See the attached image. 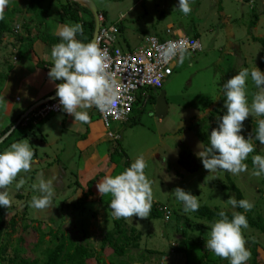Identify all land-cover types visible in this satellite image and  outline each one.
I'll use <instances>...</instances> for the list:
<instances>
[{
  "label": "rangeland",
  "instance_id": "1",
  "mask_svg": "<svg viewBox=\"0 0 264 264\" xmlns=\"http://www.w3.org/2000/svg\"><path fill=\"white\" fill-rule=\"evenodd\" d=\"M10 1H16L24 13L27 0ZM93 1L100 12L106 14L108 25L118 23L120 16L124 15L121 23L124 33L118 40L119 45L125 49H128V46L132 50L140 47L143 44L142 41H138L141 33L145 36L158 35L164 41L169 40L171 35L162 36L169 24L172 25L174 36L181 37L184 31L191 37L198 34L202 45V52L197 55L186 54L183 62L180 60L175 62L173 75L165 81L163 89L158 92V94L161 91L166 92L168 112L164 119L157 117L156 104H150L144 97L135 106L129 123H111L107 130L113 137L105 136L100 140L103 151H111L112 147H117L124 152L120 167L127 161L133 163L138 156L143 155L147 164L144 172L152 182L153 204L164 208V213L156 219H150L149 216L147 219L135 216L125 219L127 228L135 229L141 236L139 249H131L123 258L114 256L111 250L107 249L103 255L105 262L188 264L187 257L178 255L174 250L184 239L183 235L194 242L203 239L206 244L212 224L195 219L192 212L183 211V204L171 194L176 187L198 197L200 206L232 213L236 208L233 209L225 202L234 194L222 188L228 185L226 175L229 174L242 191L244 199L254 205L251 209L253 214H262L264 217V177L252 176L253 169L247 162L254 155L264 156V145L254 143L255 151L244 161L248 165V171L239 175H232L223 170L209 173L205 169L190 174L178 163L181 151H188L198 157V152L204 150L202 137L205 133L209 137L210 129L205 123L201 124V120L207 118L217 108L219 113L214 122L218 125L219 118L226 114L223 85L244 68L250 73L257 67L264 73V67L261 65L264 60V49L260 43L253 41V38L264 39V0H189L192 11L187 19L184 18L185 14L178 10V0ZM56 4L58 7L59 2L56 1ZM57 7L53 6L49 14L54 15ZM222 11L226 16H231L228 24ZM26 17L28 15H18L12 28L19 25L21 33ZM255 17L259 18L258 23L252 25ZM39 21H42L41 18ZM44 23L52 25V18L50 22L48 18L45 19ZM6 41L8 46L12 45L13 40L10 42L9 37H6ZM28 43L24 45L27 46ZM9 50L10 53L6 50L5 55L4 51L1 52L0 66L5 65L9 54L15 53L14 48L10 47ZM6 72V67L0 68V74ZM257 91L249 75L246 81L249 105ZM62 116V114L50 116L38 122L33 130L26 128L24 132L15 134L14 138L18 139L15 142L24 139L29 141L34 157L31 171L20 173L16 181L7 188L12 209L7 221V230L8 233L12 232L9 221L15 217L18 224L17 232L12 235V242L16 243L23 237L26 246L34 247L40 239L36 230L40 227L47 233L50 227L57 228L56 222L63 227L67 236L89 244L99 252L105 234L113 231L117 219L108 206L112 199L111 195L106 198L103 196L101 201L96 185L106 175H111L116 166L107 159L108 154L105 155L103 152V158H106L104 160L102 155L94 152L95 150L88 151L87 148L85 150L83 141L60 128ZM262 118L264 117L250 116L244 121V129L240 134L245 139L249 134H254V123ZM0 119V122L5 120L4 116L3 118L0 116ZM10 143L3 147V151L14 142ZM36 161L39 163L36 164ZM82 168L84 170H81ZM41 172L45 180L52 181L54 196L49 208L36 210L30 207V202L33 195L38 196L40 193L33 191L31 185L37 182V176ZM20 178L26 179L27 183L17 189L15 185ZM91 180L95 183L92 187V196H89L88 202L84 205L86 212L83 214L74 212L69 208V204L84 199ZM76 181L79 182V187ZM18 195H22L23 198H19ZM24 213L27 215L26 221H23ZM24 225L29 226L26 232ZM242 231L246 248L251 251V255L257 252L259 260L264 264V235L250 228ZM49 238L47 235L45 240ZM204 248L207 249L205 245ZM219 260L221 264H230L229 260L222 258ZM89 264L98 263L91 260Z\"/></svg>",
  "mask_w": 264,
  "mask_h": 264
},
{
  "label": "clouds",
  "instance_id": "2",
  "mask_svg": "<svg viewBox=\"0 0 264 264\" xmlns=\"http://www.w3.org/2000/svg\"><path fill=\"white\" fill-rule=\"evenodd\" d=\"M9 3L10 0H0V20L4 19V12ZM178 10L185 15L190 14L192 8L189 0H178ZM56 28L61 42L52 47L53 66L48 76L53 82L63 81L56 85V95L63 111L73 116L75 122L88 123V109L95 106L100 111H108L118 100L115 81L107 70L108 53L95 42L83 43L76 39L78 34L83 35L84 28L80 23L57 24ZM175 48V44H170L166 55H175ZM184 51L181 46L180 62H183ZM249 75L258 89L250 105L246 93ZM222 89L226 97V114L219 118L218 128L211 131L208 139L210 146L200 150L197 155L203 168L209 173L223 170L232 175H239L248 171V165L244 161L255 151L253 141L264 145V118L257 121L254 134H249L247 139L240 134L244 129V121L250 116L264 117V73L257 67L250 73L244 68L230 78ZM0 102H5L4 98ZM33 157L34 152L27 139L12 143L0 153V189L4 190L0 191V207H11L7 188L16 181L20 173L31 171ZM252 164V176L259 178L264 175V156H252ZM146 167L143 155L138 156L122 173L115 176L106 175L96 185L101 196L111 195L109 208L116 219L134 216L147 219L150 215L153 191L152 182L144 172ZM26 183V179L20 178L15 186L20 189ZM31 188L40 195L32 196L30 207L36 210L49 208L54 196L52 181L45 180L41 172ZM171 194L183 204L185 213L199 210L198 197L191 192L176 187ZM225 203L233 209L242 208L245 212L254 207L249 200L238 201L234 196H230ZM218 216L219 219L212 224L205 247L215 256L229 260L230 264H247L251 251L246 248L242 231L249 228L246 216L233 211L230 220L223 210L218 212Z\"/></svg>",
  "mask_w": 264,
  "mask_h": 264
},
{
  "label": "trees",
  "instance_id": "3",
  "mask_svg": "<svg viewBox=\"0 0 264 264\" xmlns=\"http://www.w3.org/2000/svg\"><path fill=\"white\" fill-rule=\"evenodd\" d=\"M56 1L59 2L58 7ZM53 6L57 7L59 20L62 23H78L80 20V15L83 12L91 15L88 9L80 6L78 3L70 2L68 0H65L64 2H62L61 0H27V6L24 13L19 8V4L16 1H10L4 12V19L0 20V50L5 45L6 37L13 39V42L11 43L12 47L17 48L18 46H24L23 44L31 40L34 28H37V32L39 33L40 37H45V34H43L44 31H41V26L42 29H44L43 20L47 18ZM99 13L103 16L104 19L106 18V14L104 12ZM22 14L28 15V17L24 18L25 21L21 27V33L16 34L14 27L12 28V25L14 24L16 17ZM40 18H42V21L38 22V19ZM258 20L259 18L255 17V21L252 23V25H256V23H258ZM89 27L91 32H93L94 20L91 21ZM119 29L120 31L124 29L121 26V23L119 24ZM46 37L50 39V37ZM195 37L198 38V35H196ZM253 41L260 43L264 49V39L253 38ZM4 64L5 65L0 66V68H3V66L6 67L7 72L6 74H0L1 86L8 78V73L12 68L11 66H8L7 63ZM261 65L262 67H264V60ZM1 88L2 87H0V89ZM154 91H156V93H154ZM158 91L148 89L142 92L138 96L137 103L143 100L144 94H149V103L156 104V99L159 95ZM218 113L219 110L215 108L214 112H212L207 118H203V120H201V124L205 123L206 126H209L210 134L213 129L218 128V125L214 122V119ZM131 120L132 118L130 119V121ZM24 122L27 123L26 126H24ZM33 122V120H30V115L25 118V120H23L18 125L14 132L2 144H0V153L3 152L4 146L8 145L10 142L12 143L18 140L14 138L16 133L24 132L26 128L33 130V128L35 127ZM15 124L16 123L10 126L6 131L2 132L0 134V139L6 133H8ZM256 127L257 123H254V130ZM208 139V134H203L202 141L204 150L210 146ZM254 143L257 145L259 144L258 141H254ZM111 151L112 152L109 155V159L110 162L116 166L111 175L115 176L122 173L126 168L130 167L131 163L127 161L122 165V167H120L119 163L123 159V155L121 153L122 150L117 147H112ZM247 162L253 169L252 158H250ZM178 163L186 172L190 174L197 173L201 169H204L201 160L196 155L188 151L180 152V154L178 155ZM119 167L120 170L118 171ZM226 176L228 178V185L223 186L222 188L229 192H232L234 194V197L238 201L244 199L242 191L232 181L230 175L227 174ZM262 176L264 177V175ZM75 183H77L76 185L78 187L80 186L78 181H76ZM94 183V180L89 181L88 192L85 195L84 199H79L78 201L69 204V208H71L74 212H80L81 214L86 212L84 210V205L86 202H88L87 199L89 198V196H92V187L94 186ZM107 196L108 195H104V198H106ZM18 197L23 198L22 195H18ZM102 199L103 196L100 197L101 201ZM219 211L221 210H212L208 207L200 206L199 210L196 212H192V214L195 219L205 220L208 223L213 224L216 220L219 219ZM236 212H240L246 216L250 229L264 235V217L262 214H253L252 210L245 212L244 209L239 207L236 208ZM11 213V207L7 209L4 207H0V264H89L91 260H96L98 264H107L103 258V255L107 249H110L113 255L119 258L125 257L131 249H139L141 236L136 232L135 229L127 228L124 218L117 219L115 221L113 231L107 232L105 234L99 252L92 248L89 244L75 241L69 235L67 236L63 231V227L59 224H56V222L55 225H57V228L52 229L50 227L47 233L43 232L40 227L38 228V230L35 229L39 233L40 239L38 243L34 245V247L26 246V241L23 237H20L16 243H13L11 238L12 235L17 232L18 223L15 217L11 218L9 223L12 232L8 233L7 221ZM162 213H164V208L162 206L158 207L156 204H152L149 218H159L160 214ZM226 213L231 220L232 213ZM26 218L27 215L24 213L23 221H26ZM52 222L54 224V220ZM28 228V225H24V232H26ZM47 235L50 238L46 241L45 237ZM183 237L184 239L179 243L178 248H176L174 251L178 255H185L187 257L188 264H221L219 260L220 257L215 256L211 251L204 248L205 244L203 239L194 242L189 238H186V236L184 235ZM37 253L39 254V256L36 255ZM258 256L259 255L257 252L253 253L248 264H262ZM111 264L114 263L112 262Z\"/></svg>",
  "mask_w": 264,
  "mask_h": 264
},
{
  "label": "crops",
  "instance_id": "4",
  "mask_svg": "<svg viewBox=\"0 0 264 264\" xmlns=\"http://www.w3.org/2000/svg\"><path fill=\"white\" fill-rule=\"evenodd\" d=\"M221 13L224 16V19L227 21V24H228L230 22L231 16H228V15L226 16L223 11ZM57 14L58 12L56 11L54 15L48 14L47 16L49 22H50V19L52 18V22L54 25L53 24L47 25L44 23L45 20H43L44 29H42V26H41V31H44L43 34H45V37H42V36L40 37L39 33L37 32L38 31L37 28H34L33 34L30 40L32 42L28 41L29 43L27 42L28 43L27 46L23 44L24 46H18L17 48H14L12 46H8L9 44L7 43L5 39V45L2 49V51H4V55L6 54V50L8 51V53H10V50H9L10 47L15 49L14 50L15 53L9 54V55L7 54L9 59H7L4 62V63H7L8 66H11L12 68L8 73V78L2 85V88L0 89V100H2V98H4L5 100V102H0V114H1L0 116H2V118L4 116L5 118L4 122L3 121L0 122V134L6 131L14 123L18 124L19 122L21 123L23 120H25L26 117L24 118V116L28 112H30L32 109L36 108L39 105V103L46 101L52 98L53 96H55L56 95V85L63 82L62 80L53 82L48 76L50 68L53 66V60L51 57L52 47L55 44L61 42L59 36L56 34L57 32L56 25L57 24H67V23L60 22L59 16ZM188 16L189 15H184V18L187 19ZM100 17H102L101 19L104 20V22H102L101 20V26L104 27L105 25H108L106 18L104 19L101 14H100ZM124 18H125L124 15H121L118 22L122 23ZM92 20H94L92 14L89 15L88 13L83 12L80 15V20L78 23L83 25L84 31H83V35L78 34L76 36L77 40H80L83 43L92 42L94 31L91 32L90 27H89V24L91 23ZM70 24H74V23H70ZM111 25H114V24H111ZM123 33H124V29L120 31V35ZM173 33L174 32L172 31V25L169 24L167 26V30L165 31V34H162V36L171 35L172 36L171 38H176V36H174L175 34ZM186 33L187 32L184 31L182 34L184 36H188ZM193 35L196 36L198 34H193ZM46 36L50 37V39L47 38ZM148 36H151V35H148ZM145 37L147 36H145L143 33L139 34L138 41H142ZM155 37H158L159 39L163 40L161 36L157 35ZM9 39H10V42L11 40H13L12 38H9ZM117 44L118 46H120L119 40ZM120 48L123 49L124 51H132V49H130L129 46H128V49H125L123 46H120ZM14 59H16V61H14ZM145 98H147L148 100L149 94ZM87 111L90 117V120L88 123H81L78 121L75 122L74 117L65 113L63 109L61 110L60 113L52 114L50 116H53V115L59 116L62 114L63 116L60 121V128L64 129L65 132L72 134L79 141L81 142L83 141L85 150L86 148L88 151L95 150L94 152H97L99 156L102 155V158L104 156L103 152H105V155L108 154L107 159H109V155L112 151H103V149H101L102 143L100 142L101 137L102 139L105 136L109 137L108 130L107 128H105L103 121L101 120L100 116L97 114L95 110V106L91 107ZM50 116H48L46 119H48ZM26 124L24 126H26ZM34 125L36 126L37 124H34ZM121 153L122 155H124L123 151H121ZM126 157L128 156L126 155ZM103 159L105 160L106 158H103ZM35 163L38 164L39 161H36ZM81 170H84V168H82Z\"/></svg>",
  "mask_w": 264,
  "mask_h": 264
},
{
  "label": "built area",
  "instance_id": "5",
  "mask_svg": "<svg viewBox=\"0 0 264 264\" xmlns=\"http://www.w3.org/2000/svg\"><path fill=\"white\" fill-rule=\"evenodd\" d=\"M101 20L104 22L103 19ZM120 23L101 26L95 42L108 53L107 70L115 81V91L118 96L117 103L108 111H100L95 107L105 128H109L111 123L115 122L129 123L137 105L138 96L148 89L157 91L163 89L165 81L173 75L175 62L180 60L181 46L185 49L184 56L197 55L203 51L199 39L184 35L166 41L155 36H147L136 50L124 51L117 44ZM14 30L16 34H19L20 26H15ZM170 44L176 45L175 55H166ZM61 110L62 106L57 97L53 101L32 109L24 118L30 115V120L37 124L52 114L60 113ZM108 135L110 138L113 137L112 133ZM166 219L168 220L169 217Z\"/></svg>",
  "mask_w": 264,
  "mask_h": 264
},
{
  "label": "water",
  "instance_id": "6",
  "mask_svg": "<svg viewBox=\"0 0 264 264\" xmlns=\"http://www.w3.org/2000/svg\"><path fill=\"white\" fill-rule=\"evenodd\" d=\"M68 1L78 3L80 6L88 9L91 12V14L93 15V18H94V25H95L92 42H96V38H97L99 30L101 28V17H100L99 10H98L95 2L93 0H68ZM56 98H57V95L53 96L52 98H50L46 101L39 103L38 106L43 105L46 102L53 101ZM155 111H156L158 118L164 119L166 117L167 112H168L166 92L161 91L160 94L158 95V97L156 99ZM19 123L16 124L8 133H6L0 139V144H2L14 132V130L18 127Z\"/></svg>",
  "mask_w": 264,
  "mask_h": 264
},
{
  "label": "flooded vegetation",
  "instance_id": "7",
  "mask_svg": "<svg viewBox=\"0 0 264 264\" xmlns=\"http://www.w3.org/2000/svg\"><path fill=\"white\" fill-rule=\"evenodd\" d=\"M159 92V91H158ZM154 93H156V91H154Z\"/></svg>",
  "mask_w": 264,
  "mask_h": 264
}]
</instances>
